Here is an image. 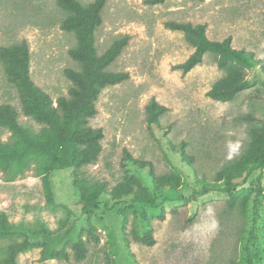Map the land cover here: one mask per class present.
Returning a JSON list of instances; mask_svg holds the SVG:
<instances>
[{
    "label": "rangeland",
    "instance_id": "obj_1",
    "mask_svg": "<svg viewBox=\"0 0 264 264\" xmlns=\"http://www.w3.org/2000/svg\"><path fill=\"white\" fill-rule=\"evenodd\" d=\"M153 1L106 0L103 8L97 53L128 35L107 70L129 78L101 91L89 119L104 134L97 161L44 172L35 162L0 168V257L12 241L27 239L17 264H264V167L243 168L252 129L264 124L240 119L264 114V0ZM65 16L55 0H0V47L27 41L30 77L54 102L72 85L65 69H80L69 55L77 38L61 28ZM171 21L205 23L210 39L231 36L234 47L254 53L260 64L248 70L250 87L230 101L208 97L223 71L210 53L187 73L177 68L193 47ZM152 99L167 110L150 128ZM0 104L14 106L28 129L43 127L24 114L1 62ZM11 139L0 126V141ZM227 169L237 182L233 201L212 186L223 185ZM130 177L154 203L111 195ZM95 183L106 191L84 209V190ZM149 234L153 244L140 240ZM80 241L87 252L77 260ZM59 251L68 258L51 257Z\"/></svg>",
    "mask_w": 264,
    "mask_h": 264
},
{
    "label": "trees",
    "instance_id": "obj_2",
    "mask_svg": "<svg viewBox=\"0 0 264 264\" xmlns=\"http://www.w3.org/2000/svg\"><path fill=\"white\" fill-rule=\"evenodd\" d=\"M55 2L66 12L61 28L73 32L77 38V45L69 50V55L79 63L80 69H65V75L72 81V85L67 96H60L54 102L30 77L31 55L27 41L0 47V62L8 80L17 86L21 94L24 114L43 125L38 132L28 129L19 122L18 111L14 106L0 104V126L12 133L10 141H0V168H25L35 162L38 170L44 172L47 169H79L96 162L102 151L101 140L104 136L101 128L88 125L89 119L97 113L96 101L105 87L122 83L129 78L128 72L107 70L127 46L128 35L116 39L103 54L97 53L95 33L102 23L106 0H94L88 4L79 0ZM167 26L182 32L185 40L193 47L187 59L177 65L183 73L200 64L208 53L214 56L217 66L223 71V76L208 90V97L216 101H230L239 92L250 87L248 70L259 66V60L254 53L234 47L231 36L221 40L210 39L205 23L171 21ZM258 98L264 99V96ZM166 110V106L152 99L147 105L148 126H159V118ZM240 119L264 124V114H248ZM251 135L250 147L243 157V168L254 170L264 167V129L253 128ZM224 176L222 186L217 183H212V186L226 190L233 201L237 185L234 173L227 169ZM130 179L114 187L111 195L115 199L132 196L141 202L154 203V197L143 190L134 191L131 181L136 185L138 181L132 177ZM105 191V183H95L85 189L84 209L96 206L97 198ZM258 194L264 198L260 189ZM140 240L147 244L154 242L150 234ZM28 247L27 239L12 241L8 245L7 254L0 257V264H17L19 254ZM74 249L77 260L85 258L87 249L81 241L74 244ZM51 257L67 259L68 255L65 251H59L51 254Z\"/></svg>",
    "mask_w": 264,
    "mask_h": 264
}]
</instances>
